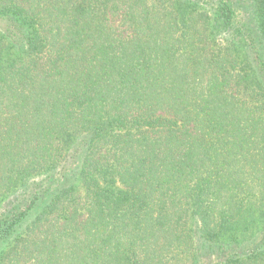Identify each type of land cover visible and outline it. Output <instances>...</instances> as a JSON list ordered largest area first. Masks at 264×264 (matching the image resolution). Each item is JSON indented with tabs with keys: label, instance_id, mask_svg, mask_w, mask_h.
<instances>
[{
	"label": "trees",
	"instance_id": "trees-1",
	"mask_svg": "<svg viewBox=\"0 0 264 264\" xmlns=\"http://www.w3.org/2000/svg\"><path fill=\"white\" fill-rule=\"evenodd\" d=\"M0 264H264V0H0Z\"/></svg>",
	"mask_w": 264,
	"mask_h": 264
}]
</instances>
